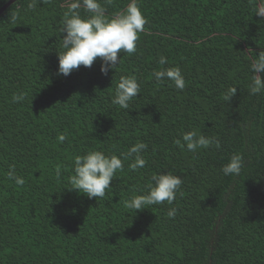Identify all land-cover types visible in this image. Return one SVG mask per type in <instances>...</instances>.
I'll use <instances>...</instances> for the list:
<instances>
[{
	"label": "trees",
	"instance_id": "16d2710c",
	"mask_svg": "<svg viewBox=\"0 0 264 264\" xmlns=\"http://www.w3.org/2000/svg\"><path fill=\"white\" fill-rule=\"evenodd\" d=\"M10 1L0 0V10ZM128 3L111 0L106 16ZM138 4L146 24L136 51L118 54L108 75L99 59L56 74L64 0L27 12L18 0L0 16V264H264V92H248L264 20L252 0ZM171 67L181 70L183 90L152 75ZM132 75L141 92L120 109L116 84ZM229 87L237 93L226 102ZM14 93L24 99L13 103ZM193 130L221 148L190 152L175 143ZM137 142L148 145L145 167L133 171L124 160L103 198L69 190L77 155L120 156ZM237 152L240 175L224 176ZM12 164L22 186L7 178ZM160 172L183 181L173 203L129 210L124 202Z\"/></svg>",
	"mask_w": 264,
	"mask_h": 264
},
{
	"label": "clouds",
	"instance_id": "9594fccd",
	"mask_svg": "<svg viewBox=\"0 0 264 264\" xmlns=\"http://www.w3.org/2000/svg\"><path fill=\"white\" fill-rule=\"evenodd\" d=\"M49 2L50 0H26L25 11H34L39 5ZM110 3L111 0H104V4L101 0H64L65 10L59 28L62 51L57 53V75L67 77L81 66L91 68L98 59L101 62V73L108 75L110 70H115L120 64L121 58L118 54H132L136 51L139 33L144 31L146 24L138 0H129L126 8L111 17L105 14V6ZM252 11L264 20V0H252ZM18 19L19 12H14L10 22L15 24ZM159 63L166 64V57L161 56ZM249 70L252 73L248 85L249 94L257 95L264 92V50H260L251 59ZM152 75L157 82L168 80L178 90L185 88V79L178 67L154 70ZM140 92L141 87L136 76H121L115 87L112 104L120 109L128 110L130 102L138 97ZM236 93L237 87H229L223 94L224 101L229 102ZM11 99L13 103H18L24 99V96L22 93H14ZM65 139L64 135L58 137L60 142ZM175 143L182 148L186 146L190 152L207 149L213 145L217 149L221 148V142L218 139L206 137L195 130L182 133L181 139H177ZM147 147L146 143L137 142L120 156L107 155L99 150L77 155L73 162L69 190L83 194L89 199L103 198L116 173L123 170L124 160L132 161L129 168L133 171L145 167L146 160L141 153L146 151ZM243 166V155L237 152L231 155L220 171L224 176H239ZM6 175L16 185L24 184V178L17 174L14 164L9 165ZM182 182L179 176L170 172L154 174L147 186V191L130 197L124 202L125 206L129 210L138 212L147 209V206L165 202L171 205L176 199V193ZM167 216L174 218L176 209L170 208Z\"/></svg>",
	"mask_w": 264,
	"mask_h": 264
},
{
	"label": "water",
	"instance_id": "95a60500",
	"mask_svg": "<svg viewBox=\"0 0 264 264\" xmlns=\"http://www.w3.org/2000/svg\"><path fill=\"white\" fill-rule=\"evenodd\" d=\"M16 1L18 0H12L10 1L5 7H3L1 10H0V16L13 4L15 3Z\"/></svg>",
	"mask_w": 264,
	"mask_h": 264
}]
</instances>
